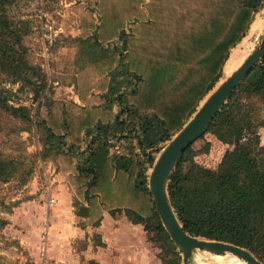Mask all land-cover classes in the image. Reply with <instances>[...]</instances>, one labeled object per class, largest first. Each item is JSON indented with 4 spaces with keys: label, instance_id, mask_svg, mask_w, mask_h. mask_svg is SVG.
<instances>
[{
    "label": "trees",
    "instance_id": "trees-1",
    "mask_svg": "<svg viewBox=\"0 0 264 264\" xmlns=\"http://www.w3.org/2000/svg\"><path fill=\"white\" fill-rule=\"evenodd\" d=\"M13 1L0 0V9ZM85 1L86 9L76 10L77 21L83 30H97L88 37L99 49L88 66L80 67L77 95L84 105L54 102L42 122L44 144L51 145L49 155L54 151L81 198L73 199L78 216L94 224L104 210L114 213L123 207L131 221L143 224L151 241L158 240L162 264H181L155 212L145 165L152 166L150 152L183 126L222 76L264 0ZM2 26L9 28L0 13ZM105 42L114 45V53L104 54ZM1 49L0 67L8 64L29 69V77L39 75L40 67L24 60L18 66L15 47L0 38ZM92 90L103 93L102 98ZM257 95L264 100V57L206 130L228 146L217 167L198 166L192 143L176 164L168 191L190 235L244 247L264 263V144L259 133L264 120L253 103ZM102 102L105 108L97 105ZM131 140L143 159L134 151L120 153L119 146ZM4 171L0 158V178Z\"/></svg>",
    "mask_w": 264,
    "mask_h": 264
},
{
    "label": "rangeland",
    "instance_id": "rangeland-1",
    "mask_svg": "<svg viewBox=\"0 0 264 264\" xmlns=\"http://www.w3.org/2000/svg\"><path fill=\"white\" fill-rule=\"evenodd\" d=\"M86 5L85 0H14L0 9L9 27H0V38L2 42L15 47L16 52L13 55L17 58V65L24 60L28 65L30 63L40 67L39 75L33 74L30 77L29 69L25 73L19 67L14 69L8 64L0 67V158L5 166L4 174L0 178V264H42L38 245L46 228L37 230L46 226V220L41 219L45 214L40 213L41 205L45 201L39 189L41 174L44 165L56 170H61L62 167L58 158L53 155V150V154L49 155L51 145L44 144L47 133L42 122L46 123L49 119V110L54 102L67 103L77 98L80 67L88 66L91 57L94 56L95 59L96 50L99 49L94 48L92 39L88 37L91 33H97V30H83L77 21V8L82 6L86 9ZM255 21L263 22L264 25V3ZM129 25L130 21L126 24L127 31L131 28ZM251 27L233 51L243 49L249 43L254 44V47L259 44L262 32L252 33ZM103 47H107L104 49L105 55L115 52L114 45L109 42H105ZM0 53H3L2 49ZM223 78L222 71V76H219L213 87ZM84 80L85 76L82 77V81ZM91 93L102 98L103 93L94 90ZM253 103L260 110L259 117L264 120V100L257 95ZM97 105L106 106L105 102ZM13 108L16 110L13 111ZM259 132L261 141L264 142V126L259 128ZM167 141L160 143L157 150L150 152V156L156 159ZM119 147L120 153L134 151L143 159L135 141H124ZM225 147L228 146H224L211 133L205 131L192 145L193 160L198 166L215 169ZM145 166L148 167L149 174L152 166L149 163ZM187 167L188 164H184L182 169L186 171ZM66 179L69 180L67 174ZM71 187L72 198L81 201L75 186ZM68 215L70 217H66L65 226L71 234V226L75 222L71 214ZM56 230L60 231L55 227V232ZM71 235L70 238H64L63 245L54 251L55 254L65 253L62 254L63 260H58V256H55L51 260L53 264H77L80 258L74 241L78 236ZM151 244L162 251L157 239ZM80 247L81 244L78 245ZM49 256L52 257L50 254ZM218 256L198 250L189 264H220ZM80 261V264H88L84 259Z\"/></svg>",
    "mask_w": 264,
    "mask_h": 264
},
{
    "label": "crops",
    "instance_id": "crops-1",
    "mask_svg": "<svg viewBox=\"0 0 264 264\" xmlns=\"http://www.w3.org/2000/svg\"><path fill=\"white\" fill-rule=\"evenodd\" d=\"M72 101L81 104L78 96ZM261 144L264 142L261 141ZM224 146L227 145L224 144ZM51 170L53 172L51 194L54 203L48 205L41 192L45 201L41 205L40 213H42L41 215L45 214L41 219L46 220V226H42V229L41 227L37 228L39 231L46 228L38 245V255L42 264H53L51 260L55 256H58V260H63L62 254L65 253L55 254L54 251L58 246L63 245L62 240L70 238L71 234L78 236L75 241L73 240L80 258L77 260V264H80L82 259L88 264L90 262L97 264H162L158 256L160 250L151 244L152 241L144 230L143 224L131 221L125 208L121 207L114 213L104 210L100 220L94 224L90 223L88 218L76 214L74 198L71 194L72 187L69 180L66 179V174L54 167ZM68 213L71 214V218L75 222L71 226V234L65 226L66 217H70ZM55 227L60 231L56 230L55 232ZM42 240L45 242L44 256L39 254ZM79 244H81L80 248H78ZM49 254L52 256L51 258ZM55 262L58 261L55 260Z\"/></svg>",
    "mask_w": 264,
    "mask_h": 264
},
{
    "label": "water",
    "instance_id": "water-1",
    "mask_svg": "<svg viewBox=\"0 0 264 264\" xmlns=\"http://www.w3.org/2000/svg\"><path fill=\"white\" fill-rule=\"evenodd\" d=\"M264 57V27L261 39L242 63L218 85L213 87L196 108L193 115L166 142L148 174L147 186L154 209L170 240L182 256V264H189L198 250L216 254L233 255L247 264H264L250 250L233 243L190 235L177 217L168 191L170 177L186 149L208 128L241 82Z\"/></svg>",
    "mask_w": 264,
    "mask_h": 264
},
{
    "label": "bare ground",
    "instance_id": "bare-ground-1",
    "mask_svg": "<svg viewBox=\"0 0 264 264\" xmlns=\"http://www.w3.org/2000/svg\"><path fill=\"white\" fill-rule=\"evenodd\" d=\"M263 27H264L263 22L255 21L251 27L252 33L255 31H257L256 34H258L259 31L261 33L263 30ZM244 44H245V42H244ZM253 48H254V44L249 43V44H246L243 49H235L230 54V56H229V58L225 64V67L223 70V77L225 78V77L229 76L242 63V61L247 57V55L252 51ZM219 256H220V259H219L220 264H247L245 261L240 260L233 255L230 256V254L225 255V256H223V255L222 256L219 255ZM216 260H217V258H216ZM210 263H212V262H210Z\"/></svg>",
    "mask_w": 264,
    "mask_h": 264
},
{
    "label": "built area",
    "instance_id": "built-area-1",
    "mask_svg": "<svg viewBox=\"0 0 264 264\" xmlns=\"http://www.w3.org/2000/svg\"><path fill=\"white\" fill-rule=\"evenodd\" d=\"M52 184H53V172L48 166L45 167L44 165L41 174L40 189L44 194L48 205H52L54 203V198L52 197L51 194ZM44 243H45L44 240H42V245L39 248L40 256H44V251H45Z\"/></svg>",
    "mask_w": 264,
    "mask_h": 264
}]
</instances>
